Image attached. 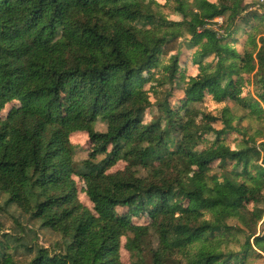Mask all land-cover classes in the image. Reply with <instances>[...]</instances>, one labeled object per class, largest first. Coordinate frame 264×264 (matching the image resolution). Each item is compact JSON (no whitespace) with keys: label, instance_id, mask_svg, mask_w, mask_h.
Returning <instances> with one entry per match:
<instances>
[{"label":"trees","instance_id":"1","mask_svg":"<svg viewBox=\"0 0 264 264\" xmlns=\"http://www.w3.org/2000/svg\"><path fill=\"white\" fill-rule=\"evenodd\" d=\"M259 21L240 0H0L3 211L59 238L0 233V264H121L123 238L132 264L264 261ZM77 132L98 144L79 167Z\"/></svg>","mask_w":264,"mask_h":264},{"label":"rangeland","instance_id":"2","mask_svg":"<svg viewBox=\"0 0 264 264\" xmlns=\"http://www.w3.org/2000/svg\"><path fill=\"white\" fill-rule=\"evenodd\" d=\"M186 1L191 2L192 0H186ZM240 3L242 5L249 4L251 11H254L255 9H257L259 14L261 15V21L254 24V26L252 27L254 31L251 34H249V36L256 38V40L259 37L264 39V0H240ZM167 13H169L168 9H167ZM222 23H223V19H222ZM216 28H217L216 24L214 23L213 29L216 30ZM210 61L211 60L209 59L204 63L205 68H208L210 66ZM258 75H259V72H255L251 75L252 83L257 80ZM206 105L207 107L209 106L208 99L206 100ZM228 105L234 113H236L237 115H241V113L238 112V109L235 106V104L229 102ZM8 108H9V105H7L4 112H6ZM210 110H213V108L211 107ZM242 126L249 127L248 135H253L252 137H254L257 141H259V139L261 138L260 134L262 132L264 133V115H260L259 118L254 117V120L250 123V125H248L247 121L246 122L244 121L242 123ZM95 127H96V130L99 132H103L105 130V126L102 122H97ZM234 137L235 136L232 135L230 139L232 140ZM206 139H209L208 142L206 143H211L210 142L211 138H209V136ZM70 142L74 146V150H75L74 160H75L76 167H79V165L81 164V161L87 159L88 154H93L97 150V147H98V144L90 143L87 134L82 133V132L73 133L70 137ZM101 158H102L101 156L98 157V160ZM124 166H125V163L120 161L114 167L110 169V172L122 170ZM79 200L83 205L89 208L92 207L89 200L84 194H79ZM3 210L4 208L2 204V198H0V233H8L9 235H12V237H18L19 235H22L25 243H28L29 245H32V246H39V247H51L55 241H58L59 238L56 234L50 233L45 230H41L39 228L38 223L27 221L26 217L23 216L18 210L14 208H11L8 212L7 211L5 212ZM14 219L18 221L19 227L23 228L25 233H21L19 231V228L15 224ZM231 223H234V222H231ZM124 241H125L124 238L121 239L120 262L121 264H132L129 253L123 249ZM21 253H22L21 250H19L17 252L16 257L19 259L24 258L25 255ZM247 264H264V261L263 259L253 260Z\"/></svg>","mask_w":264,"mask_h":264},{"label":"built area","instance_id":"3","mask_svg":"<svg viewBox=\"0 0 264 264\" xmlns=\"http://www.w3.org/2000/svg\"><path fill=\"white\" fill-rule=\"evenodd\" d=\"M213 22L216 24V31L219 33V34H222V30L220 29V26L223 24L222 23V18H216L213 20Z\"/></svg>","mask_w":264,"mask_h":264}]
</instances>
